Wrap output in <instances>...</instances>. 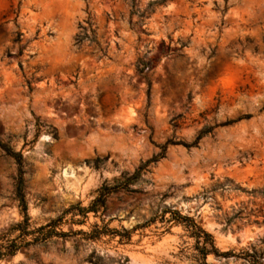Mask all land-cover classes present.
<instances>
[{
  "label": "rangeland",
  "instance_id": "rangeland-1",
  "mask_svg": "<svg viewBox=\"0 0 264 264\" xmlns=\"http://www.w3.org/2000/svg\"><path fill=\"white\" fill-rule=\"evenodd\" d=\"M0 264H264V0H0Z\"/></svg>",
  "mask_w": 264,
  "mask_h": 264
},
{
  "label": "trees",
  "instance_id": "trees-1",
  "mask_svg": "<svg viewBox=\"0 0 264 264\" xmlns=\"http://www.w3.org/2000/svg\"><path fill=\"white\" fill-rule=\"evenodd\" d=\"M23 209H25L24 206H23ZM26 220H27V218L25 217V218H24L23 229L26 228ZM42 228H43V226H40V227H39V229H42ZM197 229H198V228H197ZM198 230H199V229H198ZM50 232H52V230H50V231H48V232H46V233H50ZM53 232H54V231H53ZM46 233H45V236H43V238L46 237ZM43 235H44V234H43ZM13 247H14V248H17L18 245H17V244H14ZM202 250H203L205 253L207 252V250H206L204 247H202ZM212 251H213V252H216V251H214V249H212Z\"/></svg>",
  "mask_w": 264,
  "mask_h": 264
}]
</instances>
